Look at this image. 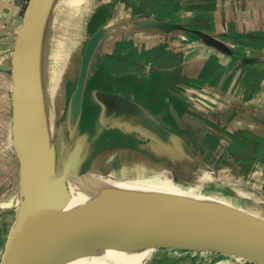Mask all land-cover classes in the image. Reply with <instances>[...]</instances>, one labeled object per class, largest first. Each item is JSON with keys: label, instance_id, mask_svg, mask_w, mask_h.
Wrapping results in <instances>:
<instances>
[{"label": "water", "instance_id": "obj_1", "mask_svg": "<svg viewBox=\"0 0 264 264\" xmlns=\"http://www.w3.org/2000/svg\"><path fill=\"white\" fill-rule=\"evenodd\" d=\"M58 2L29 1L16 51L10 63L0 65L13 73L15 82L11 135L21 166L19 196L23 198L17 204L18 220L1 263L69 264L76 258L80 236L75 223L84 222L156 237L159 245L215 251L264 264V221L227 217L161 193L107 184L103 181L107 176L88 178L81 173L84 148L66 150L48 103L46 46ZM133 22L137 28L163 33L191 32L203 44L226 54L236 50L225 39L228 33L212 34L152 16ZM106 32L105 26L97 28L81 56L68 102V119L75 129L81 125L90 74L102 65L98 53ZM262 61L264 47L240 62ZM93 97L102 108L100 123L132 132L147 144L151 160L182 165V173L189 172L188 162L207 166L183 136L135 99L103 89L95 90ZM172 114L181 124L178 112L172 110ZM231 117V111L220 115V130ZM226 190L236 197L232 188Z\"/></svg>", "mask_w": 264, "mask_h": 264}, {"label": "crops", "instance_id": "obj_2", "mask_svg": "<svg viewBox=\"0 0 264 264\" xmlns=\"http://www.w3.org/2000/svg\"><path fill=\"white\" fill-rule=\"evenodd\" d=\"M168 1L161 6L168 5L172 17H161V20L186 25L195 22L202 30L212 34L228 33L225 39L236 46L235 53L226 54L203 44L193 33L189 39L183 36L176 39L174 35L178 34L137 28L133 20L111 23L109 18H104L106 12H101L87 22V29L105 26L107 32L98 53L102 58V65L93 68L90 74L83 109V113L86 111L89 116H92L94 110L99 113L94 122L96 129L94 126L87 129L86 123L83 124L81 120L83 130L110 137L111 141L130 152L142 153L149 149L132 132L119 126L105 127L100 123L102 108L94 100L93 92L103 89L123 92L138 101L165 126L183 136L200 156L201 152L205 156H222L223 151L218 147L217 140L223 141V145L230 151L229 134L239 130H247L264 138V61L245 65L240 62L242 57L257 55L263 50L264 45L259 44L264 43V0ZM28 3L29 0H0V65L10 63L16 51ZM198 3H203L208 9L189 8V5ZM250 69L261 74L255 89L247 88ZM14 90L13 73L0 69V101L8 103L9 108V125L4 138L7 151L14 153L15 161L10 158L11 165H18V197L21 166L11 135ZM68 92L71 94L72 87ZM172 110L178 112L181 124L173 116ZM225 111H231L232 117L220 132V115ZM215 127L219 129L216 133ZM237 148L233 150H237L236 155L240 158L250 156L242 147ZM242 162H239L240 166ZM226 163L230 164L229 159ZM258 164L259 158H254L251 169H262L258 168ZM257 170L248 173V176L258 173ZM237 178L241 180L240 177ZM231 179L242 185L235 177ZM241 181L245 183L244 179ZM235 190L242 194L245 192V189ZM4 203L7 202L2 203L3 209L0 212L8 216V212L15 211L16 219L9 229L1 261L18 220V202L16 208H12L11 203ZM225 209L234 216L235 210L231 204L225 206ZM257 210L250 207L248 214L253 220L261 221L262 212L258 210V213ZM4 220L8 222L10 219L5 217ZM244 260L242 257L227 256L215 251L158 243L145 264H243Z\"/></svg>", "mask_w": 264, "mask_h": 264}, {"label": "rangeland", "instance_id": "obj_3", "mask_svg": "<svg viewBox=\"0 0 264 264\" xmlns=\"http://www.w3.org/2000/svg\"><path fill=\"white\" fill-rule=\"evenodd\" d=\"M167 2L169 1L93 0V2L90 3V5L82 11L84 18L82 19V23L80 24L82 27L81 34L78 38V41H75L76 43L72 42V40L75 39L73 37L75 26L74 21H63L59 20L58 18H52L50 30L48 33V42L46 46L45 70L48 80L47 87L49 85H57L58 89L56 94L52 96L49 92L50 90L48 87V103L56 125L62 133L66 150L70 152L71 150L78 147H81L82 149L84 148L85 160L81 169L82 174L97 178L107 176L110 172L109 160L117 152L123 154V157L129 159L131 158L132 160H136L140 163H145L147 158L150 159V156L148 154L151 153L150 150L146 149V152L142 151V153L130 152L129 150L124 149L118 143L111 141L110 137L101 135L98 136L92 133L91 130H83V128L81 127L82 123H86L85 125L88 127L87 129L94 126L96 117H98V110H94L92 116H89L87 112L84 111L82 115V123L81 125L79 124L76 129L73 128L70 124V121L68 119V100L70 94L68 91L69 89H71V87L73 90L75 86L79 73L81 56L86 41L97 29V26H92L91 28L87 29V22L91 18H95V16H98L101 12H106L104 13V18H109V21L111 23L118 20L130 22L137 18L146 19L151 16L157 17V19L161 20V17H172V13L170 12L171 8L168 5L161 6V4ZM112 16L114 19L112 18ZM189 24L196 25L197 23L192 22ZM117 30L120 31L119 29ZM174 34H178L174 35L176 39L182 38L180 33ZM184 34L187 39L192 36V33L189 32H185ZM66 98L68 99L67 101ZM7 105L8 103L0 101V211L1 209H3L1 208L3 206V202H7L4 204L8 205H10L11 203L10 206L12 208H16V202L23 201L20 199V196L16 197L17 191L19 189V177L17 176L18 165H14V163L11 165L10 158L14 160V153H10V151H7V142L4 138L9 125V108ZM94 128L96 129V126H94ZM217 130L219 131V129L215 127L214 132L216 133ZM217 143L218 147L222 148L221 150L223 151V155L221 156L220 154H218V156L216 155L214 157H211V154L205 156L201 152V158L207 163V166H198L197 164L191 162L186 163L189 165L190 169L189 172L182 173L179 179L180 184L182 186H191L192 188H195L199 191L210 192L212 191V189L210 188L213 173L218 172L224 167H229V170H225L224 173H221L228 175V177L238 176L241 180H245L244 183L238 178H235L236 181L242 182V186L248 192H252L262 198L261 202H258L254 199H247L248 206H246L260 210L264 217V164L262 160H259L258 164V166H260L258 168L262 169H250L247 172L246 169L239 165V162L245 161L246 159H242L240 158V156H237V150L229 151L226 146L223 145L224 143L221 140H217ZM228 159L230 161V164L226 163ZM223 161L225 162L223 163ZM209 166L214 168L215 171L209 170ZM254 168L257 167L255 166ZM253 170H257L258 173L260 172L259 175H257L258 173H254V175L248 176V173H253ZM149 173H152V175L159 179L161 178V171L159 169H151ZM245 173L247 175H245ZM219 192L220 196L229 197L228 191L226 189L222 188ZM235 193L237 197L238 193L236 191ZM220 202L223 204V209L225 210V212L231 216V214L228 213L225 209V206H229V201L223 199ZM7 215L8 216H4V214L0 212V261L5 249L9 229L12 227V224L16 219L15 211H10L7 213ZM5 217L10 219L8 220L9 223L4 220ZM238 257L241 258V256Z\"/></svg>", "mask_w": 264, "mask_h": 264}, {"label": "bare ground", "instance_id": "obj_4", "mask_svg": "<svg viewBox=\"0 0 264 264\" xmlns=\"http://www.w3.org/2000/svg\"><path fill=\"white\" fill-rule=\"evenodd\" d=\"M92 2L93 0H59L58 2L52 18L74 21L73 37L75 39L72 40L73 43L78 41L81 34L82 27L80 24L84 18L82 11ZM178 33L185 37L182 31ZM48 87L50 94L54 96L58 89L57 85H49ZM123 156V154L117 152L110 158V172L104 179L105 183L161 193L232 218L252 219L248 214L250 207H247V199H254L258 202H261L262 199L254 193H247L242 185H238L231 179L234 176L228 177V175L222 174L225 170H229V167H224L213 173L210 188L212 191L204 192L180 184L182 165L174 167L169 161L159 162L148 158L145 163H140ZM151 169H159L161 178L159 179L149 173ZM88 178L93 177L88 176ZM233 185L238 190L245 189V192L242 194L236 191ZM222 188H232L238 193L237 197L220 196L219 191ZM20 199L23 200L22 197ZM223 199L228 200L233 206L234 216L228 215L223 209V204L220 202ZM263 218L262 216L261 221H264ZM75 226L80 231V236L76 246V258L69 264H145L159 243V238L134 233L118 227L84 222H77ZM3 264L8 263L4 262Z\"/></svg>", "mask_w": 264, "mask_h": 264}, {"label": "trees", "instance_id": "obj_5", "mask_svg": "<svg viewBox=\"0 0 264 264\" xmlns=\"http://www.w3.org/2000/svg\"><path fill=\"white\" fill-rule=\"evenodd\" d=\"M189 8L208 9V7L206 5H203V3L189 5ZM187 26L193 29L202 28L199 24L194 25L187 23ZM259 45H264V43H261ZM249 75L250 77L247 88L255 89L261 74L255 69H250ZM229 139L231 150L237 148L238 146L242 147L249 153L250 156L247 157L246 160L241 164V166L246 169L247 172L252 168L254 158H259V160H262L264 162V138L258 137L247 130H239L235 133L229 134Z\"/></svg>", "mask_w": 264, "mask_h": 264}, {"label": "built area", "instance_id": "obj_6", "mask_svg": "<svg viewBox=\"0 0 264 264\" xmlns=\"http://www.w3.org/2000/svg\"><path fill=\"white\" fill-rule=\"evenodd\" d=\"M29 1H30V0H29ZM243 264H258V263H256V262L253 261V260H250V259H245L244 262H243Z\"/></svg>", "mask_w": 264, "mask_h": 264}]
</instances>
